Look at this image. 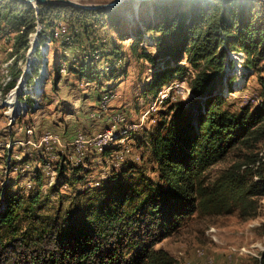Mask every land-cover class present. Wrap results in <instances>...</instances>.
Masks as SVG:
<instances>
[{"label": "rangeland", "instance_id": "1", "mask_svg": "<svg viewBox=\"0 0 264 264\" xmlns=\"http://www.w3.org/2000/svg\"><path fill=\"white\" fill-rule=\"evenodd\" d=\"M152 1L124 0L109 11L116 13L106 23L58 22L52 39L39 38L38 24L25 55L16 52L18 29L0 28V209L5 187L22 202L20 210L15 209L17 234L0 226L4 244L22 236L33 238L41 222H48L57 211L62 217L75 216L83 207L96 204L98 192L115 177L129 180L131 175L144 174L158 181L149 133L171 106L180 104L194 115L198 112L204 99L193 94L191 83L203 68L185 56L178 63L183 75L158 97L144 96L153 73L167 61L157 52L160 35L148 30L160 20ZM76 2L96 5L114 0ZM69 36L73 42H68ZM32 42L35 63L25 77ZM133 42L138 43L137 54L132 53ZM229 60L233 65H227V74L233 81L230 87L223 81L224 109L238 114L264 105L259 82L264 78V63L255 70L247 68L244 54H231ZM81 67L85 77L74 71ZM78 133L85 134L88 143L106 136L111 142L106 149L88 145L83 153L86 139L75 138ZM46 137L51 138L49 144L44 143ZM252 160L255 164L249 165ZM237 165H246L241 171L249 167L264 177V138L234 148L206 172L207 181L214 183ZM254 201L256 214L248 220L238 210L199 214L157 249L166 250L179 264H262L264 196ZM6 257L0 254V264Z\"/></svg>", "mask_w": 264, "mask_h": 264}, {"label": "trees", "instance_id": "2", "mask_svg": "<svg viewBox=\"0 0 264 264\" xmlns=\"http://www.w3.org/2000/svg\"><path fill=\"white\" fill-rule=\"evenodd\" d=\"M152 2L160 20L148 30L160 35L157 52L167 61L153 73L143 94L156 98L170 87L185 73L178 63L187 56L191 64L203 68L191 83L193 94L204 99L198 112L194 115L180 104L171 106L149 133L158 181L144 174L131 175L129 180L115 177L98 192L96 204L83 207L75 216L62 217L57 211L48 222H41L33 238L22 236L8 244L0 239V254L7 256L1 264H179L157 245L181 231L196 215L238 210L248 220L256 214L254 198L264 196L263 174L249 167L241 171L247 164L233 167L212 184L205 174L238 145L264 138V105L233 114L224 109L221 96L223 81L226 79L229 87L233 81L227 74V65H233L231 54H244L250 69L257 70L264 63V2ZM115 13L66 5H39L37 10L19 0H0V28L18 29L16 52L25 55L38 24L42 29L39 38L52 39L58 22L71 26L89 20L106 23ZM137 44L131 45L133 54H137ZM34 48L32 42L25 77L35 63ZM74 71L85 77L83 67ZM57 72L59 75L60 67ZM259 82L264 97V78ZM254 177L260 181L253 182ZM2 200L0 226H7L15 236V209L20 210L22 202L6 187ZM34 221L40 222L38 218Z\"/></svg>", "mask_w": 264, "mask_h": 264}, {"label": "water", "instance_id": "3", "mask_svg": "<svg viewBox=\"0 0 264 264\" xmlns=\"http://www.w3.org/2000/svg\"><path fill=\"white\" fill-rule=\"evenodd\" d=\"M19 1L26 3L32 7L34 6V8L37 10H38L37 6L39 5H66L83 10L109 12L110 10L117 8L124 0H114V2L109 4H96V5H83L72 2L70 0H19ZM135 1H151V0H135ZM262 1L264 2V0ZM38 33L39 32H37V34Z\"/></svg>", "mask_w": 264, "mask_h": 264}, {"label": "bare ground", "instance_id": "4", "mask_svg": "<svg viewBox=\"0 0 264 264\" xmlns=\"http://www.w3.org/2000/svg\"><path fill=\"white\" fill-rule=\"evenodd\" d=\"M70 1H72V2H75V3H77L76 1L77 0H70ZM79 4V3H78ZM35 41V40H34ZM13 102H10V103H8V104H12ZM119 122H123L122 120H120L119 119ZM29 132V131H28ZM29 134V133H28ZM50 140H51V138L50 137H46L45 138V140H44V143H46V144H49L50 143ZM79 141V140H78ZM102 141V144H100V145H98V147L99 148H101V149H106L107 147H109V145H110V138L108 137V136H106V137H100L96 142L98 143V142H101ZM86 144V143H85ZM82 147V146H81ZM79 149V148H78ZM82 149V148H81ZM79 155V154H78ZM83 156V155H82Z\"/></svg>", "mask_w": 264, "mask_h": 264}, {"label": "built area", "instance_id": "5", "mask_svg": "<svg viewBox=\"0 0 264 264\" xmlns=\"http://www.w3.org/2000/svg\"><path fill=\"white\" fill-rule=\"evenodd\" d=\"M113 118H117L116 116H114ZM29 135H32L33 131L30 130L29 132ZM109 133L105 134V135H108ZM49 136H52V141H59V139L52 135V134H48ZM75 138H78V139H86V147H82L83 148V153H84V148H87L88 145H100L102 144V141L101 142H98V143H88V138L85 136V134H82V133H78L77 136ZM79 147V146H78ZM80 159V157H78Z\"/></svg>", "mask_w": 264, "mask_h": 264}, {"label": "crops", "instance_id": "6", "mask_svg": "<svg viewBox=\"0 0 264 264\" xmlns=\"http://www.w3.org/2000/svg\"><path fill=\"white\" fill-rule=\"evenodd\" d=\"M110 133H112V132H110ZM113 134V133H112Z\"/></svg>", "mask_w": 264, "mask_h": 264}]
</instances>
